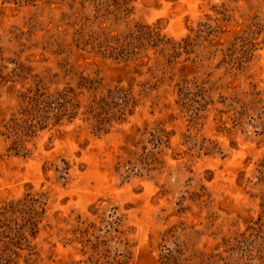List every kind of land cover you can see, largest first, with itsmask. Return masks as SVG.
Wrapping results in <instances>:
<instances>
[{
	"label": "rangeland",
	"instance_id": "1",
	"mask_svg": "<svg viewBox=\"0 0 264 264\" xmlns=\"http://www.w3.org/2000/svg\"><path fill=\"white\" fill-rule=\"evenodd\" d=\"M0 264H264V0H0Z\"/></svg>",
	"mask_w": 264,
	"mask_h": 264
}]
</instances>
